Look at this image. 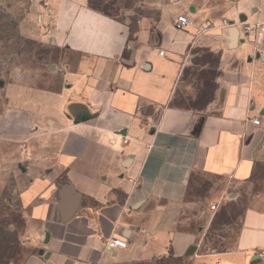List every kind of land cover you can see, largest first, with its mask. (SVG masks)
Listing matches in <instances>:
<instances>
[{
	"label": "crops",
	"instance_id": "crops-1",
	"mask_svg": "<svg viewBox=\"0 0 264 264\" xmlns=\"http://www.w3.org/2000/svg\"><path fill=\"white\" fill-rule=\"evenodd\" d=\"M58 1L59 28L90 2ZM144 8L128 54L80 58L75 108L96 117H78L72 138L98 157L44 175L49 139L29 138L14 219L29 241L11 264H264V40L252 29L264 0ZM180 14L192 24L177 28Z\"/></svg>",
	"mask_w": 264,
	"mask_h": 264
},
{
	"label": "rangeland",
	"instance_id": "rangeland-1",
	"mask_svg": "<svg viewBox=\"0 0 264 264\" xmlns=\"http://www.w3.org/2000/svg\"><path fill=\"white\" fill-rule=\"evenodd\" d=\"M146 4L149 0H90L72 26L59 28L64 4L58 0H0V264H11L29 241L18 229L23 221H14L23 220L29 138L49 139L38 141V153L49 164L44 175L65 162L98 157L94 141L72 138L78 117H96L90 107L75 108L80 58L128 54L139 20L152 16Z\"/></svg>",
	"mask_w": 264,
	"mask_h": 264
},
{
	"label": "built area",
	"instance_id": "built-area-1",
	"mask_svg": "<svg viewBox=\"0 0 264 264\" xmlns=\"http://www.w3.org/2000/svg\"><path fill=\"white\" fill-rule=\"evenodd\" d=\"M227 21V20H225ZM192 21L189 19V17L186 14H180L177 17L176 20V27L177 28H186L187 26L191 25ZM251 26H247V30H249ZM252 29H255L256 31V38L259 41V43H262L264 40V22H260L258 24H255ZM161 55L165 53V50H160L159 52ZM255 123H260V120L258 118H253ZM124 140L127 142L128 138L125 136ZM108 246L116 247V246H122L126 247L128 245V242L118 236H111L107 241ZM258 256L261 260L264 259V250H262L260 253H258Z\"/></svg>",
	"mask_w": 264,
	"mask_h": 264
},
{
	"label": "water",
	"instance_id": "water-1",
	"mask_svg": "<svg viewBox=\"0 0 264 264\" xmlns=\"http://www.w3.org/2000/svg\"><path fill=\"white\" fill-rule=\"evenodd\" d=\"M234 38H235V35H234Z\"/></svg>",
	"mask_w": 264,
	"mask_h": 264
}]
</instances>
